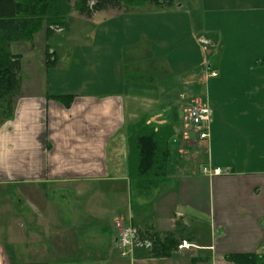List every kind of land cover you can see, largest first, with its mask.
I'll use <instances>...</instances> for the list:
<instances>
[{"label": "crops", "instance_id": "obj_1", "mask_svg": "<svg viewBox=\"0 0 264 264\" xmlns=\"http://www.w3.org/2000/svg\"><path fill=\"white\" fill-rule=\"evenodd\" d=\"M181 6L154 12L145 4L114 15L141 27L117 32L99 79L85 80L84 91L60 88L59 63L41 74L37 91L20 81L11 115L0 122V186L14 194L11 209L27 213L24 234L8 242L12 255L18 248L19 264H232L230 254L264 257V0H200L202 11L192 17ZM110 31L101 33L109 38ZM207 65L217 76L204 78ZM73 66L72 57L60 75ZM200 80L204 96L195 91ZM184 92L211 110L207 140H186L174 120ZM58 95L73 96H61L71 98L66 105ZM140 120L171 125L178 157L147 196L134 192L127 174L125 128ZM45 188L73 205L39 204L49 198ZM116 222L140 237L173 241L162 255L153 246L134 247L123 258ZM182 241L188 247L178 249ZM11 254L0 253V264H18Z\"/></svg>", "mask_w": 264, "mask_h": 264}, {"label": "rangeland", "instance_id": "obj_2", "mask_svg": "<svg viewBox=\"0 0 264 264\" xmlns=\"http://www.w3.org/2000/svg\"><path fill=\"white\" fill-rule=\"evenodd\" d=\"M95 3L96 0H88V8L92 10ZM178 4L182 5L180 7V12L187 15L189 14L191 17L194 15L199 16V12L202 11V7L199 6L200 0H172L171 4L166 6H157L151 3L146 5L148 7L151 6V10H154V12H169V10H178ZM124 8L125 7L120 9L107 7L98 11H92L90 14L72 11L66 17L62 27L50 28L49 31L51 32H46L44 29H41L32 36L29 42H19L11 45V51L16 55L19 61V78L22 84L25 86L27 83H31L33 85V87L30 86L32 90L37 91L40 87L41 76L45 74L46 69H51L53 64L59 63L58 67L63 66L59 70H56L58 82L62 84L60 88H65L64 90L66 91L73 89L84 91L85 80L99 79L103 71L102 68L104 64L107 63V52H104L107 50V47L113 44L112 40L114 41L117 39L115 36L117 32L125 30L124 28H126L128 24L135 25L136 28L141 27L138 20L133 22L130 18L127 19L123 16H114L119 12L133 13L141 11V9L130 8H125V10H123ZM105 30H112L110 32H114L115 30V33H110L111 36L109 35V38H106L101 33ZM53 51L55 52L53 53ZM72 57L74 66L70 69V74L67 75V72H65L66 75L63 73L60 75V72L64 71L65 66L68 65ZM109 59L108 54L107 60ZM44 66L46 67L45 69ZM50 78V84H53L52 74ZM203 84L204 83L200 80L195 88L196 93L200 96L205 95L203 93ZM55 86L58 87L57 85ZM56 87H51V90L54 91V93H59ZM199 90L203 94H200ZM23 93H25V91ZM190 95V92H184V96L181 98L182 103L184 100V107L180 102L179 106H174L173 108V113L175 115L174 120L182 129H184L185 124L183 118L179 116L178 111H183L184 113L188 106L193 103V97ZM15 96H20L19 91L15 93ZM9 114L10 112L4 108V105H1L0 122L3 123V121L9 117ZM204 151V148H200L198 155L204 154ZM174 158L178 160L175 149H173V159ZM42 190L45 194H49L48 200H36L43 206L52 207L57 205L58 207L62 206L64 208L65 206L73 205V198L67 196L65 197L67 200H64L62 197H58L57 193L54 194L51 188ZM22 192L23 191H18L17 193L15 191V194L16 196L22 197ZM12 195L14 194L10 189L8 190L7 186H0V253L2 256L4 253L9 254V257L14 247L10 244L8 245V242L13 237H22L26 230L22 228V226L27 220V213L21 212L20 214L11 209V205L13 204ZM18 201V199L14 200L16 206L19 205ZM80 202L81 205H83L84 201L80 199ZM49 210L52 212L51 208ZM144 237L141 236L140 238L148 239V235ZM18 251L16 247L14 255L11 254V256H14L19 264L20 255L15 256Z\"/></svg>", "mask_w": 264, "mask_h": 264}, {"label": "trees", "instance_id": "obj_3", "mask_svg": "<svg viewBox=\"0 0 264 264\" xmlns=\"http://www.w3.org/2000/svg\"><path fill=\"white\" fill-rule=\"evenodd\" d=\"M171 2L172 0H96L94 8L90 10L88 0H0V106L4 105L10 116L15 93L20 90L19 61L12 53L11 45L29 42L41 29L51 32L50 28L62 27L72 11L90 14L107 7H143L148 3L166 6ZM58 96L60 97L57 99H62L67 105L71 98L61 96L73 95ZM125 135L128 178L136 194L147 196L170 174L174 130L169 124L154 127L140 120L126 126ZM148 238L152 240V250L157 255L166 253L167 244L173 241L170 237L161 240L149 235ZM226 259L232 264H264V257L255 254H230Z\"/></svg>", "mask_w": 264, "mask_h": 264}, {"label": "built area", "instance_id": "obj_4", "mask_svg": "<svg viewBox=\"0 0 264 264\" xmlns=\"http://www.w3.org/2000/svg\"><path fill=\"white\" fill-rule=\"evenodd\" d=\"M202 44L206 41L201 40ZM217 76V70L207 65L204 68V78L208 79ZM212 113L210 108L200 101H193L192 104L184 111L183 121L186 132L184 137L186 140H207L209 138V124L211 122ZM117 230L116 243L120 248L119 255L123 258L127 257L134 247H151V242L140 238L138 232L131 227H124L120 222H116ZM187 248L186 242L182 241L178 249Z\"/></svg>", "mask_w": 264, "mask_h": 264}, {"label": "bare ground", "instance_id": "obj_5", "mask_svg": "<svg viewBox=\"0 0 264 264\" xmlns=\"http://www.w3.org/2000/svg\"><path fill=\"white\" fill-rule=\"evenodd\" d=\"M186 247H188V245H186Z\"/></svg>", "mask_w": 264, "mask_h": 264}]
</instances>
